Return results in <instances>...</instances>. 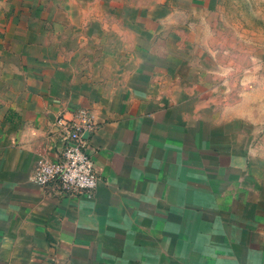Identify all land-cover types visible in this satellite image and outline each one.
Returning <instances> with one entry per match:
<instances>
[{"label": "crops", "instance_id": "obj_1", "mask_svg": "<svg viewBox=\"0 0 264 264\" xmlns=\"http://www.w3.org/2000/svg\"><path fill=\"white\" fill-rule=\"evenodd\" d=\"M230 13L0 0V264H264V56ZM76 108L90 196L32 181Z\"/></svg>", "mask_w": 264, "mask_h": 264}, {"label": "built area", "instance_id": "obj_2", "mask_svg": "<svg viewBox=\"0 0 264 264\" xmlns=\"http://www.w3.org/2000/svg\"><path fill=\"white\" fill-rule=\"evenodd\" d=\"M53 126L62 141L60 154L54 159L41 154L35 162L32 181L42 188L56 186L65 193L93 195L100 176L87 140L95 128L92 115L85 108H76L69 117L58 115Z\"/></svg>", "mask_w": 264, "mask_h": 264}, {"label": "rangeland", "instance_id": "obj_3", "mask_svg": "<svg viewBox=\"0 0 264 264\" xmlns=\"http://www.w3.org/2000/svg\"><path fill=\"white\" fill-rule=\"evenodd\" d=\"M225 4L234 21H241L244 24V35L258 38L259 44L255 46L264 56V0H225ZM253 24V25H252ZM251 46V41H246Z\"/></svg>", "mask_w": 264, "mask_h": 264}]
</instances>
